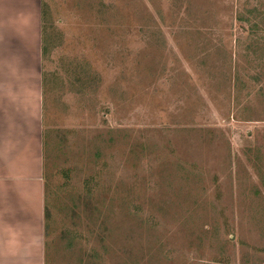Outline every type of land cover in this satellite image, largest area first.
<instances>
[{
    "label": "rangeland",
    "instance_id": "obj_1",
    "mask_svg": "<svg viewBox=\"0 0 264 264\" xmlns=\"http://www.w3.org/2000/svg\"><path fill=\"white\" fill-rule=\"evenodd\" d=\"M45 264H264V0H42Z\"/></svg>",
    "mask_w": 264,
    "mask_h": 264
},
{
    "label": "crops",
    "instance_id": "obj_2",
    "mask_svg": "<svg viewBox=\"0 0 264 264\" xmlns=\"http://www.w3.org/2000/svg\"><path fill=\"white\" fill-rule=\"evenodd\" d=\"M42 0H0V264H45Z\"/></svg>",
    "mask_w": 264,
    "mask_h": 264
},
{
    "label": "trees",
    "instance_id": "obj_3",
    "mask_svg": "<svg viewBox=\"0 0 264 264\" xmlns=\"http://www.w3.org/2000/svg\"><path fill=\"white\" fill-rule=\"evenodd\" d=\"M46 231H47V225L45 226V235H46Z\"/></svg>",
    "mask_w": 264,
    "mask_h": 264
}]
</instances>
